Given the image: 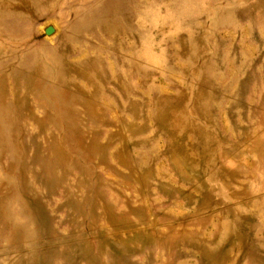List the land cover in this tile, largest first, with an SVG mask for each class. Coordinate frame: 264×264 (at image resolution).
Wrapping results in <instances>:
<instances>
[{
  "label": "rangeland",
  "instance_id": "374dc122",
  "mask_svg": "<svg viewBox=\"0 0 264 264\" xmlns=\"http://www.w3.org/2000/svg\"><path fill=\"white\" fill-rule=\"evenodd\" d=\"M0 264H264V0H0Z\"/></svg>",
  "mask_w": 264,
  "mask_h": 264
},
{
  "label": "water",
  "instance_id": "95a60500",
  "mask_svg": "<svg viewBox=\"0 0 264 264\" xmlns=\"http://www.w3.org/2000/svg\"><path fill=\"white\" fill-rule=\"evenodd\" d=\"M53 30L54 28L52 26H47L44 31L46 34H51Z\"/></svg>",
  "mask_w": 264,
  "mask_h": 264
}]
</instances>
